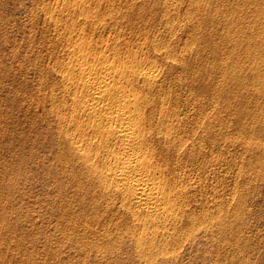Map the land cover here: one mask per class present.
I'll use <instances>...</instances> for the list:
<instances>
[{"label": "rangeland", "instance_id": "rangeland-1", "mask_svg": "<svg viewBox=\"0 0 264 264\" xmlns=\"http://www.w3.org/2000/svg\"><path fill=\"white\" fill-rule=\"evenodd\" d=\"M174 1L0 0V264H264V1ZM102 58L158 69L129 88L174 133L148 150L175 191L167 215L122 207L71 150L79 68Z\"/></svg>", "mask_w": 264, "mask_h": 264}, {"label": "bare ground", "instance_id": "bare-ground-1", "mask_svg": "<svg viewBox=\"0 0 264 264\" xmlns=\"http://www.w3.org/2000/svg\"><path fill=\"white\" fill-rule=\"evenodd\" d=\"M167 1V0H166ZM174 1V0H173ZM181 1V0H180ZM198 1V0H197ZM200 1V0H199ZM216 1V0H215ZM227 1V0H226ZM236 1V0H235ZM259 1H264V0H259ZM258 1V3H259ZM201 2V1H200ZM238 2V1H237ZM245 2H248L245 1ZM245 2H243L242 5L245 4ZM261 2V3H262ZM175 3V1H174ZM189 3V2H187ZM209 3V2H208ZM213 3V2H212ZM217 3V2H216ZM219 3V2H218ZM257 1L254 0L253 2L249 4H255L253 6H256ZM260 3V4H261ZM177 4H179L177 2ZM215 4V3H214ZM228 4V3H227ZM237 4V3H236ZM235 4V5H236ZM259 4V5H260ZM173 5V4H172ZM175 5V4H174ZM189 5V4H188ZM194 5V4H193ZM200 5V4H199ZM203 5V4H202ZM218 5V4H216ZM214 5V6H216ZM223 5V4H222ZM190 6V5H189ZM204 6V5H203ZM220 6V5H219ZM230 6H232L230 4ZM229 6V7H230ZM247 8L246 9H250L248 7V4L246 5ZM245 6V7H246ZM252 6V5H251ZM263 6V5H262ZM261 6V7H262ZM169 7V6H168ZM171 7V6H170ZM182 7V4H181ZM193 7V6H191ZM196 7V6H195ZM207 7V6H206ZM223 7V6H222ZM244 7V6H243ZM244 7V8H245ZM257 8L255 9H261V7L256 6ZM190 8V7H189ZM264 8V7H263ZM170 9V8H169ZM182 9V8H181ZM196 9V8H195ZM194 9V10H195ZM201 9V7H200ZM227 9V8H226ZM259 9V11H257L256 14L260 15L261 13L264 14L263 10L261 11ZM193 10V8H192ZM193 10V11H194ZM237 10V9H236ZM235 10V11H236ZM242 10V9H241ZM175 11V10H173ZM189 11V10H188ZM187 11V13H188ZM197 11V10H195ZM198 11H199V7H198ZM216 11V10H215ZM231 11V9L229 10ZM228 11V12H229ZM244 11V9H243ZM252 11H255L254 9ZM185 12V11H184ZM241 12V11H240ZM170 13V12H169ZM173 13V12H172ZM202 13V12H201ZM213 13V12H212ZM227 13V12H226ZM225 13V14H226ZM246 13V12H245ZM175 14V12H174ZM190 14V13H189ZM232 14V12H231ZM247 14V13H246ZM262 14V15H263ZM193 15V14H192ZM198 15V14H197ZM209 15V14H207ZM216 15V14H214ZM228 15V14H227ZM226 15V16H227ZM184 16V15H183ZM238 16V15H236ZM243 16V15H242ZM246 16V15H245ZM245 16H243L244 20H245ZM169 17V15H168ZM185 17V16H184ZM192 17V16H191ZM198 17V16H197ZM200 17V16H199ZM204 17V16H203ZM213 17V16H212ZM224 17V16H223ZM241 17V15L239 16ZM247 17V16H246ZM257 17V16H256ZM259 17V16H258ZM190 18V17H189ZM230 18V17H229ZM252 18V17H251ZM192 19V18H191ZM206 19V18H204ZM203 19V21H204ZM211 19V17H210ZM222 19V18H220ZM233 19V18H232ZM237 19V17H236ZM242 19V20H243ZM260 19V18H259ZM166 20V19H165ZM190 20V19H189ZM208 20V19H207ZM235 20V19H234ZM240 21V18L237 19ZM236 20V21H237ZM168 21V20H167ZM172 21H175L174 19ZM170 21V22H172ZM193 21V20H192ZM197 21V20H196ZM206 21V20H205ZM212 21V20H211ZM215 21V20H214ZM223 21V20H222ZM221 21V22H222ZM235 21V23H236ZM253 20H251L252 22ZM257 21V19H256ZM261 21V20H260ZM263 21V20H262ZM261 21V22H262ZM198 22V21H197ZM231 22V21H230ZM241 22V21H240ZM250 22V21H249ZM176 23V22H175ZM205 23V22H204ZM211 23V22H210ZM226 23V22H225ZM232 23V22H231ZM233 23V24H235ZM239 23V22H238ZM242 23V22H241ZM244 23V22H243ZM253 23V22H252ZM259 23V22H258ZM169 24V23H166ZM207 24V23H206ZM205 24V25H206ZM213 24V23H212ZM218 24V23H217ZM216 24V25H217ZM230 23H228L229 25ZM240 24V23H239ZM246 24V23H245ZM247 24H249L247 22ZM260 24V23H259ZM263 24V22L261 23ZM260 24V25H261ZM204 25V24H202ZM214 25V24H213ZM224 25V24H223ZM232 25V24H231ZM237 25V24H235ZM254 25V24H253ZM171 26V25H170ZM174 26V25H173ZM176 26V25H175ZM180 26V25H179ZM189 26V25H188ZM193 26V25H192ZM196 26V25H195ZM233 26V25H232ZM247 26V25H246ZM252 26V24H251ZM191 27V26H190ZM205 27V26H204ZM208 27V26H207ZM216 27V26H215ZM218 27V26H217ZM231 27V26H230ZM237 27V26H235ZM253 27V26H252ZM256 27V26H255ZM254 27V28H255ZM259 27V25L257 26ZM170 28V27H168ZM173 28V27H172ZM197 29V28H196ZM199 29V28H198ZM202 29V28H200ZM208 29V28H207ZM210 29V28H209ZM227 29V28H226ZM225 29V30H226ZM243 29H245L243 27ZM211 30V29H210ZM224 30V29H223ZM234 30V29H233ZM249 30V29H248ZM261 30V29H260ZM259 30V31H260ZM263 30V29H262ZM165 31H168L165 29ZM171 31V30H170ZM169 31V32H170ZM204 31V30H203ZM220 31V30H219ZM227 31V30H226ZM225 31V32H226ZM230 31V30H229ZM232 31V30H231ZM236 31V30H235ZM240 31V30H239ZM250 31V30H249ZM255 31V30H254ZM190 32V31H189ZM197 32V31H196ZM206 32V31H205ZM223 32V31H222ZM221 32V33H222ZM257 32V31H256ZM168 33V32H167ZM171 33V32H170ZM193 33V32H191ZM245 33H246V29H245ZM244 33V34H245ZM264 33V32H263ZM199 34V33H198ZM210 34V33H209ZM226 34V33H225ZM247 34V33H246ZM255 34V33H254ZM260 34V33H259ZM227 35V34H226ZM239 35V34H238ZM252 35V34H251ZM263 35V34H262ZM201 36V35H200ZM250 37V35H248ZM216 37V36H215ZM219 37V36H218ZM226 37V36H225ZM229 38V36H227ZM239 37V36H238ZM244 37V36H243ZM242 37V38H243ZM255 38V36H253ZM193 38V37H192ZM202 38V37H200ZM208 38V37H207ZM237 38V37H236ZM248 38V37H247ZM246 38V39H247ZM199 39V37L197 38ZM211 39V38H210ZM244 39V38H243ZM258 39V38H257ZM261 39V38H260ZM206 40V39H205ZM236 40V39H235ZM256 40V39H255ZM262 40V39H261ZM199 41V40H198ZM231 41V40H229ZM233 41V40H232ZM231 41V43H232ZM244 41V40H243ZM242 41V43H243ZM247 41V40H245ZM251 43H253V41L250 39ZM258 41V40H257ZM190 42V41H189ZM214 42V41H213ZM249 41H247L246 43H248ZM188 43V42H187ZM193 43V42H192ZM191 43V44H192ZM195 43V42H194ZM210 43V42H209ZM228 43V42H227ZM241 43V44H242ZM245 43V44H246ZM204 44V42H203ZM222 44V43H221ZM230 44V43H228ZM240 44V42H239ZM238 44V45H239ZM240 44V45H241ZM249 44V43H248ZM247 44V45H248ZM255 44V42L253 43ZM258 44V43H257ZM167 45V43H166ZM165 45V46H166ZM193 45V44H192ZM232 45V44H231ZM243 45V44H242ZM189 46H191L189 44ZM214 46V44H213ZM244 46V45H243ZM253 46V45H252ZM255 46V45H254ZM154 47V46H153ZM192 47V46H191ZM197 47V46H196ZM205 47V46H204ZM220 47V46H219ZM225 47V46H223ZM231 47V46H230ZM239 48V46H237ZM250 50L253 49L249 47V45L247 46ZM246 47V48H247ZM158 48V47H157ZM209 48V47H208ZM217 48V47H216ZM245 48V47H244ZM247 48V49H248ZM167 49V48H166ZM170 49V48H169ZM197 49V48H196ZM203 49V48H202ZM214 49V48H213ZM233 49V48H232ZM236 49V46H235ZM243 49V48H242ZM255 49V48H254ZM155 50V49H154ZM190 50V49H189ZM193 50V49H192ZM218 50V49H217ZM241 50V49H239ZM239 50L237 49L236 51L239 52ZM245 50V49H244ZM160 51V50H159ZM225 51V50H224ZM232 51V50H230ZM254 51V50H253ZM189 52V51H188ZM198 52V50H197ZM210 52V51H209ZM222 52V51H221ZM228 52V51H227ZM235 52V51H234ZM237 52V55H238ZM246 52V51H245ZM250 52V51H249ZM262 52V51H261ZM79 53V52H78ZM158 53V52H157ZM202 53V52H201ZM236 53V52H235ZM248 53V52H247ZM254 53V52H253ZM252 53V54H253ZM80 54V53H79ZM86 54V53H84ZM84 54H80L82 60H85L88 58V56H85ZM160 54V53H159ZM193 54V53H192ZM199 55V53H197ZM208 54V53H207ZM213 54V53H212ZM216 54V52L214 53ZM249 54V53H248ZM168 55V54H167ZM177 55V54H176ZM197 55V56H198ZM227 55V54H226ZM233 55V54H231ZM255 55V53H254ZM252 55V56H254ZM258 55V53H257ZM262 55V54H261ZM76 56V54H75ZM78 56V55H77ZM76 56V57H77ZM161 56V55H160ZM173 56V55H171ZM213 56V55H212ZM228 56V55H227ZM250 56V55H249ZM259 56V55H258ZM96 57V55L94 56ZM99 57V56H98ZM96 57V59L98 58ZM102 57V56H100ZM99 57V58H100ZM106 57V56H105ZM104 57V58H105ZM218 56H216L217 58ZM257 57V56H256ZM78 58V57H77ZM80 58V57H79ZM80 58V59H81ZM98 58V59H99ZM108 58V57H106ZM159 58V57H157ZM161 58V57H160ZM165 58H167V56H165ZM164 58V60H165ZM184 58V57H183ZM231 58V57H230ZM258 58V57H257ZM256 58V59H257ZM95 59V58H93ZM97 59V60H98ZM103 59V58H102ZM177 59V58H176ZM92 60V59H91ZM123 60V59H122ZM126 60V59H125ZM161 60V59H160ZM203 60V59H202ZM227 60V58H226ZM238 60V59H237ZM244 60V59H243ZM78 61V60H75ZM86 61V60H85ZM101 61V60H100ZM104 62H99L97 61V65H93V67H83L85 66L86 63L83 64L82 66V62L80 63L82 68L80 67L79 70L81 74H79L81 77L79 78V81L77 82L78 85L80 86L81 91L83 90L82 95L80 96L81 98L83 97V101L82 99L79 100L80 101V105L79 107H81V109L85 112V117H87L88 121L84 122L83 125L81 124V122H77V126L74 128L76 130L75 133L72 134V138L71 141L69 142L70 146H71V150H74L77 155L79 156V159H81L79 162L82 164H85V169H86V174L88 173L89 175H91L90 177H93L94 180L99 184H101V187L103 186L105 192L106 190H110L108 193L112 192L118 194L120 197V205L122 207H131V208H135L137 209L136 211L138 213H140L141 211H145L148 214L150 213V215H155L154 213H158V214H163L167 215L171 212L173 205L171 204V197L168 194H173L170 192H175V191H169L168 193H166V189L164 184L165 183H161V179L158 180V177L156 176V173H158V166L156 165L155 162H152V158L154 157L153 155L156 153V149L153 150L152 147L151 149L153 151L149 152L150 150V146L152 145L151 143V137L154 135L160 136V138H163L165 140L166 143H170L171 141L173 142V135L174 133H172V130L169 129V127H167V122H165L164 126H162L163 124H160L161 122H156L154 123V113L152 111L151 114L153 115H147L146 112L144 113V111L142 109L147 108V106H142L145 102L147 104V102L150 103L151 105V101H147V98L145 99V97L142 94H140V92H133V90H135L134 86L131 90V87L129 88V80L133 79L136 82L138 80L143 81L145 83H148V85L153 81L155 83L156 78L158 77V69H156V67L154 65H148V64H137V62H135L134 64L138 65V67H136L133 70H125V68H119L117 66H119V64L121 65V59L120 62L117 60L118 65L116 63L117 66H115V64H112L111 62L109 63L108 60L103 59ZM108 61V62H107ZM128 61V60H127ZM166 61H168L166 59ZM215 61V59H214ZM241 61V60H240ZM87 62V61H86ZM116 62L115 60H113V63ZM141 62V61H140ZM143 62V61H142ZM173 62V61H171ZM175 62V60H174ZM179 62V61H178ZM228 62V61H227ZM236 62V61H235ZM79 63V62H78ZM166 63V62H165ZM182 63V62H181ZM187 63V62H186ZM203 63V62H202ZM220 63V62H218ZM239 63V62H238ZM245 63V62H244ZM252 63V62H250ZM95 64V63H94ZM123 64V62H122ZM173 64V63H172ZM206 64V63H205ZM221 64V63H220ZM236 64V63H235ZM259 64V63H258ZM77 65V63H76ZM180 65V64H179ZM191 65V63H190ZM209 65V64H208ZM227 65V64H226ZM230 65V64H229ZM228 65V66H229ZM261 65V64H260ZM68 66V65H67ZM79 66V64H78ZM173 66V65H172ZM182 66V65H181ZM186 66V65H185ZM227 66V67H228ZM252 66V65H251ZM121 67V66H120ZM123 67V66H122ZM133 66H131L132 68ZM202 67V66H201ZM206 67V66H205ZM211 67V66H210ZM224 67V66H223ZM129 68V69H131ZM134 68V67H133ZM198 68V67H197ZM200 68V67H199ZM208 68V67H207ZM217 68V67H216ZM63 69V68H62ZM172 69V68H171ZM183 69V68H182ZM211 69H213V67H211ZM219 69V68H218ZM233 69V68H232ZM162 70V69H161ZM192 70V69H191ZM202 70V68H201ZM209 70V69H208ZM216 70V69H215ZM214 70V72H215ZM227 70V69H226ZM254 70V69H253ZM264 70V69H263ZM67 71V70H66ZM189 71V70H188ZM187 71V72H188ZM211 71V70H210ZM68 72V71H67ZM65 72V73H67ZM165 72V71H164ZM202 72V71H201ZM205 72V70H204ZM213 72V73H214ZM242 72V71H241ZM72 73V72H71ZM71 73H69L71 75ZM199 73V72H198ZM223 73V72H222ZM243 73V72H242ZM245 73V72H244ZM249 73V72H248ZM63 77H66V75H68V73L64 76V73H62ZM73 74V73H72ZM166 74V73H165ZM187 74V73H186ZM190 74V73H189ZM188 74V75H189ZM201 74V73H200ZM204 74V73H203ZM207 74V73H206ZM215 74V73H214ZM68 75L66 78L67 80H71L72 81L74 79H78V76L75 78V76H73L74 78H72V76ZM193 75V74H192ZM209 75V74H208ZM217 75V74H215ZM257 75V74H256ZM255 75V76H256ZM190 76V75H189ZM213 76V75H212ZM235 76V75H234ZM254 76V77H255ZM163 77V76H162ZM215 77V76H214ZM222 77V74H221ZM232 79V75L230 76ZM246 77V76H245ZM251 77V76H250ZM253 77V81L254 80ZM262 78V77H261ZM64 79V78H63ZM160 79V78H159ZM237 79V78H236ZM238 79H240L238 77ZM244 79V78H243ZM256 79V78H255ZM264 79V78H263ZM66 80V79H64ZM214 80V79H212ZM210 80V81H212ZM247 80V79H246ZM230 81V80H229ZM234 81V79H233ZM232 81V82H233ZM236 81V80H235ZM264 81V80H263ZM67 82V81H66ZM75 82V81H74ZM132 82V81H131ZM135 82V83H136ZM143 82H141L143 84ZM193 82V81H192ZM224 82V81H223ZM228 82V81H227ZM231 82V81H230ZM238 82V81H236ZM76 83V82H75ZM133 85H135L134 82H132ZM131 83V84H132ZM153 83V84H154ZM164 83V82H163ZM250 83V82H249ZM130 84V86H132ZM152 84V85H153ZM136 85L138 86V82L136 83ZM146 86H148L147 84H145ZM145 85H142L143 88ZM151 85V84H150ZM233 85V84H232ZM238 85V84H237ZM241 85V83H240ZM77 86V85H76ZM75 86V87H76ZM154 86V85H153ZM158 86V85H157ZM245 86V85H244ZM136 87V86H135ZM150 86H148L147 89H149V91L151 90L149 88ZM165 87V86H163ZM207 87V86H206ZM235 87V86H234ZM237 87V86H236ZM141 87V90L143 89ZM155 88V86H154ZM239 88V87H238ZM256 88V87H255ZM163 89V88H162ZM246 89V88H245ZM251 89V88H250ZM259 89V88H258ZM261 89V87H260ZM137 90H139V88L137 87ZM233 90V88H232ZM148 91V90H147ZM225 91V90H224ZM261 91V90H260ZM152 92V91H151ZM203 92V91H202ZM217 92V91H216ZM144 93V92H143ZM147 93V92H146ZM154 93V92H153ZM157 93V91H156ZM155 93V94H156ZM220 93V92H219ZM218 93V94H219ZM243 93V92H242ZM251 93V92H250ZM264 93V92H263ZM158 94V93H157ZM217 94V95H218ZM232 94V93H231ZM237 94V93H236ZM241 94V92H240ZM252 94V93H251ZM145 95V94H144ZM149 95V94H148ZM147 95V96H148ZM152 95V94H151ZM159 95V94H158ZM146 96V95H145ZM146 96V97H147ZM244 96V95H243ZM255 96V95H254ZM264 96V95H263ZM149 98L151 96H148ZM158 97V96H156ZM211 97V96H210ZM256 97V96H255ZM79 98V97H78ZM159 98V97H158ZM247 99V98H246ZM151 100V98H150ZM153 100V99H152ZM156 100V99H155ZM160 100V99H159ZM238 100V99H237ZM251 100V99H250ZM147 101V102H146ZM158 101V100H157ZM155 102V101H154ZM165 102V100H164ZM162 103V102H161ZM160 104V103H159ZM240 104V103H239ZM148 105V104H147ZM148 105V107L150 106ZM155 105V104H154ZM165 105V104H164ZM230 105V104H229ZM143 108H142V107ZM176 106V105H175ZM146 107V108H144ZM178 107V106H177ZM151 108V107H150ZM174 108V107H173ZM186 108V107H185ZM153 109V108H152ZM150 109L149 111L151 112ZM163 109V108H162ZM160 110L157 116H161L164 114H166V112H164L163 110ZM180 109V107H179ZM178 110V109H177ZM186 110V109H185ZM81 111V110H79ZM82 111V113H84ZM147 111V110H146ZM158 111V110H157ZM148 112V113H150ZM146 114V115H145ZM174 114V113H173ZM178 114V113H177ZM83 115V116H84ZM171 115V114H170ZM154 116V117H153ZM167 116V115H166ZM173 116V115H172ZM89 117V118H88ZM176 117V116H175ZM181 117V116H180ZM166 118V117H165ZM164 118V119H165ZM171 118V117H170ZM183 118V117H182ZM158 119V118H157ZM163 119V118H162ZM161 119V120H162ZM167 119L168 116H167ZM172 119V118H171ZM180 119V118H178ZM156 120V119H155ZM166 120V119H165ZM170 122V121H169ZM201 123V122H200ZM171 124V123H170ZM170 124H168V126H170ZM180 124V123H178ZM172 125V124H171ZM175 125V124H174ZM186 125V124H185ZM189 125V124H188ZM173 126V125H172ZM180 126V125H179ZM167 127V128H166ZM181 127V126H180ZM179 128V127H178ZM172 129V128H171ZM187 130V129H186ZM159 134V135H158ZM192 135V134H191ZM175 137V135H174ZM182 137V136H181ZM159 139V137H158ZM73 140V141H72ZM155 141V139H154ZM177 141V139H176ZM159 142V141H158ZM161 142V139H160ZM182 142V141H181ZM154 143V142H153ZM156 143V141H155ZM154 143V144H155ZM172 143H170L171 145ZM173 145V144H172ZM171 145V147H172ZM176 145V143L174 144ZM180 146V145H178ZM67 148V147H66ZM70 148V147H69ZM70 150V151H71ZM149 150V151H148ZM175 150V149H174ZM177 150V148H176ZM155 153L153 154L152 152ZM158 151V150H157ZM162 151V149L160 150ZM170 151V150H169ZM73 152V151H72ZM164 152V151H162ZM178 152V151H176ZM74 153V152H73ZM75 153V156H76ZM158 153H160L158 151ZM162 154V153H161ZM156 154V158H157ZM160 155V154H159ZM158 155V156H159ZM77 156V157H78ZM165 156V155H163ZM162 156V157H163ZM173 156V155H172ZM154 157V159H156ZM166 157V156H165ZM159 158V157H158ZM157 158V159H158ZM161 158V157H160ZM78 160V159H77ZM155 161V160H154ZM159 162V160H158ZM82 164V165H83ZM159 164V163H158ZM79 165V164H78ZM84 166V165H83ZM160 167V166H159ZM168 168V167H167ZM82 169V167H81ZM83 169V170H85ZM161 169V168H160ZM158 170V171H157ZM165 170V169H164ZM163 171V169H162ZM85 172V171H83ZM78 173V171H77ZM167 173V171H166ZM169 173V172H168ZM161 174V173H159ZM163 174V172H162ZM162 174L160 175L159 178L162 177ZM173 174V173H172ZM82 175V174H81ZM84 175V174H83ZM82 175V176H83ZM169 175V174H168ZM159 176V175H158ZM92 178V179H93ZM169 179V178H168ZM166 179V180H168ZM165 180V181H166ZM163 181V182H165ZM172 181V180H171ZM92 182V181H91ZM94 183V182H93ZM170 184V183H169ZM168 185V184H167ZM96 186V185H95ZM98 186V185H97ZM170 186V185H169ZM167 187V186H166ZM102 188V190H103ZM169 187H167L168 189ZM171 189V188H170ZM173 189V188H172ZM175 189V188H174ZM173 189V190H174ZM100 190V189H99ZM98 191V189H97ZM99 194V193H98ZM106 195V193H105ZM108 195V194H107ZM99 196V195H98ZM102 196V195H101ZM104 196V195H103ZM117 196V195H116ZM174 197V196H173ZM99 198V197H98ZM102 198V197H101ZM116 198V197H115ZM175 198V197H174ZM100 200V199H99ZM118 200V199H117ZM174 203V200H173ZM176 205V204H175ZM133 213V212H132ZM134 217H137V214L134 213L132 214Z\"/></svg>", "mask_w": 264, "mask_h": 264}]
</instances>
